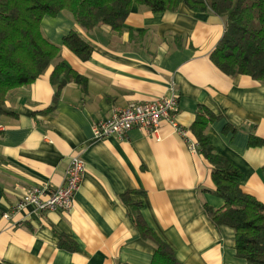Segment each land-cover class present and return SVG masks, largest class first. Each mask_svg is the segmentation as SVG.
Instances as JSON below:
<instances>
[{
	"label": "crops",
	"instance_id": "obj_1",
	"mask_svg": "<svg viewBox=\"0 0 264 264\" xmlns=\"http://www.w3.org/2000/svg\"><path fill=\"white\" fill-rule=\"evenodd\" d=\"M73 29L93 47L85 61L63 45ZM41 31L59 56L10 91L0 114V264H151L155 244L133 226L121 198L127 192L179 263L249 264L236 255L234 230L215 225L205 210L224 201L190 130L201 106L216 115L205 129L209 143L239 169L242 190L264 203V144H248L251 136L264 142V85L227 76L211 61L224 19L184 4L152 12L133 2L119 31H83L65 11L45 15ZM59 62L85 81L57 89L50 75ZM171 94L180 130L163 120L153 135L132 128L123 137H94L93 125L114 110ZM226 125L232 129L223 132ZM76 155L85 172L69 212L12 211L30 189L46 198L63 184Z\"/></svg>",
	"mask_w": 264,
	"mask_h": 264
},
{
	"label": "trees",
	"instance_id": "obj_2",
	"mask_svg": "<svg viewBox=\"0 0 264 264\" xmlns=\"http://www.w3.org/2000/svg\"><path fill=\"white\" fill-rule=\"evenodd\" d=\"M133 2L152 12L175 11L184 4L193 11H211L221 16L224 32L210 54L211 61L227 76L246 75L264 85V0H0V114H7L4 104L10 91L33 82L59 56V46L42 34L41 20L45 15L65 11L83 31L100 25L119 31ZM62 41L83 61L92 54L93 47L77 30H71ZM50 78L57 89L69 80L85 81L63 62L55 65ZM216 119L201 106L190 127L199 152L211 165L214 193L224 201L220 209L206 206L205 210L215 225L234 230L238 257L249 264H264V203L242 190L239 169L217 155L209 143L205 129ZM229 129L230 125H226L223 132ZM248 144L264 142L251 136ZM261 172L264 175V166ZM121 198L129 206L133 226L155 244L151 264H181L144 222L140 202L131 201L128 192Z\"/></svg>",
	"mask_w": 264,
	"mask_h": 264
},
{
	"label": "built area",
	"instance_id": "obj_3",
	"mask_svg": "<svg viewBox=\"0 0 264 264\" xmlns=\"http://www.w3.org/2000/svg\"><path fill=\"white\" fill-rule=\"evenodd\" d=\"M178 112V96H158L151 100L129 104L113 111L110 118L93 125L96 139L110 136L123 137L132 128L142 130L147 135L157 134L161 121L165 120L179 129L175 121ZM180 130V129H179ZM191 149L196 144H190ZM85 172L84 161L79 156L70 158L64 174L63 184L49 190L43 198L44 191L32 188L26 192L12 207L18 212L31 206L36 212H69L73 207L74 195L79 188ZM8 217L7 214H4Z\"/></svg>",
	"mask_w": 264,
	"mask_h": 264
}]
</instances>
